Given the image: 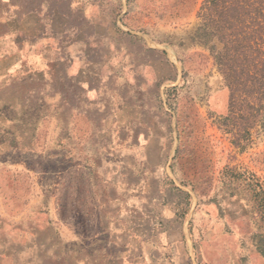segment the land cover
<instances>
[{
    "label": "rangeland",
    "instance_id": "374dc122",
    "mask_svg": "<svg viewBox=\"0 0 264 264\" xmlns=\"http://www.w3.org/2000/svg\"><path fill=\"white\" fill-rule=\"evenodd\" d=\"M203 1L0 0V264H264Z\"/></svg>",
    "mask_w": 264,
    "mask_h": 264
},
{
    "label": "trees",
    "instance_id": "16d2710c",
    "mask_svg": "<svg viewBox=\"0 0 264 264\" xmlns=\"http://www.w3.org/2000/svg\"><path fill=\"white\" fill-rule=\"evenodd\" d=\"M195 40L208 48L229 88L226 118L242 113L245 142L233 128V143L245 149L256 126L264 131V0H204L198 13ZM227 129V128H226ZM247 191L259 218L254 234L258 252L264 256V183L249 173Z\"/></svg>",
    "mask_w": 264,
    "mask_h": 264
}]
</instances>
